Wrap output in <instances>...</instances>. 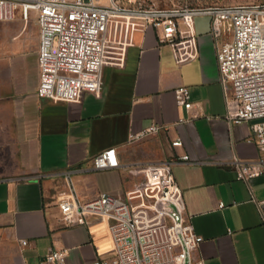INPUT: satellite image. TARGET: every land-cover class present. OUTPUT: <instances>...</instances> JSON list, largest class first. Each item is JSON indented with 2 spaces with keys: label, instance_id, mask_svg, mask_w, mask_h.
<instances>
[{
  "label": "crops",
  "instance_id": "crops-1",
  "mask_svg": "<svg viewBox=\"0 0 264 264\" xmlns=\"http://www.w3.org/2000/svg\"><path fill=\"white\" fill-rule=\"evenodd\" d=\"M197 54L178 62L154 29L137 32L121 68L105 66L100 97L54 102L37 94L38 26L34 16L0 22V264H41L51 249H66V264L109 260L105 225L61 222L57 194L72 171L78 196L101 193L135 203L162 161L182 190L185 218L203 238L194 252L204 264H264V175L239 181L230 161H254L257 140L249 123L229 124L210 17L194 20ZM189 89L192 108L176 103ZM184 120V122H180ZM152 124L165 127L129 142ZM180 139L181 146L171 143ZM250 139V140H249ZM115 148L118 167L92 170V158ZM222 203L223 207H219Z\"/></svg>",
  "mask_w": 264,
  "mask_h": 264
},
{
  "label": "built area",
  "instance_id": "built-area-1",
  "mask_svg": "<svg viewBox=\"0 0 264 264\" xmlns=\"http://www.w3.org/2000/svg\"><path fill=\"white\" fill-rule=\"evenodd\" d=\"M18 13L24 20L34 16L38 26L37 94L54 102H79L85 91L100 97L103 67H123L135 33L148 27L160 43L175 49L178 62L195 59L194 20L209 16L227 105L225 118L229 124L249 123L259 151L254 161L234 158L230 163L239 181L247 183L264 175V0L205 8L162 7L154 0H0V22L15 20ZM174 93L178 105L192 108L187 87H177ZM161 129L166 130L152 124L131 133L128 141ZM171 145L182 142L176 139ZM181 161L190 162L182 156L158 163L156 181L136 190L133 204L106 193L82 200L72 171L65 173V186L57 194L63 225L84 226L90 217L105 225L113 256L93 264H204L193 257L203 238L185 218L182 190L172 173V166ZM91 162L94 171L119 166L115 148L99 152ZM66 255V249H51L41 264H66Z\"/></svg>",
  "mask_w": 264,
  "mask_h": 264
},
{
  "label": "rangeland",
  "instance_id": "rangeland-1",
  "mask_svg": "<svg viewBox=\"0 0 264 264\" xmlns=\"http://www.w3.org/2000/svg\"><path fill=\"white\" fill-rule=\"evenodd\" d=\"M99 2L100 0H94ZM162 7L188 6L196 8H205L210 6L245 4L258 2L260 0H154ZM105 4V2H103Z\"/></svg>",
  "mask_w": 264,
  "mask_h": 264
}]
</instances>
